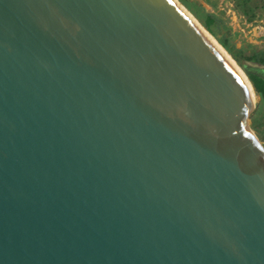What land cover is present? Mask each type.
<instances>
[{
  "label": "water",
  "instance_id": "water-1",
  "mask_svg": "<svg viewBox=\"0 0 264 264\" xmlns=\"http://www.w3.org/2000/svg\"><path fill=\"white\" fill-rule=\"evenodd\" d=\"M233 58L177 0H0V264H264Z\"/></svg>",
  "mask_w": 264,
  "mask_h": 264
},
{
  "label": "rangeland",
  "instance_id": "rangeland-1",
  "mask_svg": "<svg viewBox=\"0 0 264 264\" xmlns=\"http://www.w3.org/2000/svg\"><path fill=\"white\" fill-rule=\"evenodd\" d=\"M179 1L202 25L197 15L202 19L208 14L213 16L212 28L216 34L209 32L231 55L229 49L254 68L264 69V0ZM249 126L264 145V99L259 93Z\"/></svg>",
  "mask_w": 264,
  "mask_h": 264
},
{
  "label": "trees",
  "instance_id": "trees-1",
  "mask_svg": "<svg viewBox=\"0 0 264 264\" xmlns=\"http://www.w3.org/2000/svg\"><path fill=\"white\" fill-rule=\"evenodd\" d=\"M197 16L201 19V21L204 23L207 29L215 35L216 33L214 32L212 28V24L214 22L213 16L208 14L206 19H202L199 15ZM229 51L234 56V59H236L240 63V65L247 70L249 77L252 80L257 92L264 99V69L254 68V66H251L248 63L242 61V59L237 54H235L233 51H231L230 49Z\"/></svg>",
  "mask_w": 264,
  "mask_h": 264
},
{
  "label": "bare ground",
  "instance_id": "bare-ground-1",
  "mask_svg": "<svg viewBox=\"0 0 264 264\" xmlns=\"http://www.w3.org/2000/svg\"><path fill=\"white\" fill-rule=\"evenodd\" d=\"M180 4H182L179 0H177ZM183 5V4H182ZM184 6V5H183ZM185 7V6H184ZM185 9H187L189 11V9L187 7H185ZM192 15L193 13L191 11H189ZM195 17V15H193ZM196 18V17H195ZM197 19V18H196ZM198 20V19H197ZM199 21V20H198ZM200 22V21H199ZM201 23V22H200ZM202 24V23H201ZM204 26V25H203ZM205 28V27H204ZM206 29V28H205ZM207 30V29H206ZM209 32V30H207ZM210 33V32H209ZM213 37L214 35L212 33H210ZM216 39V37H214ZM217 40V39H216ZM217 42L221 45V43L217 40ZM223 48L224 46L221 45ZM224 50L233 58V56L224 48ZM233 60L235 61V59L233 58ZM237 63V61H235ZM238 64V63H237ZM239 65V64H238ZM240 67V65H239ZM241 68V67H240ZM242 69V68H241ZM243 71V70H242ZM254 90V89H253ZM257 101V94L255 93V102Z\"/></svg>",
  "mask_w": 264,
  "mask_h": 264
}]
</instances>
